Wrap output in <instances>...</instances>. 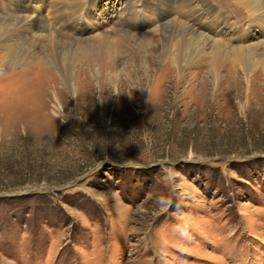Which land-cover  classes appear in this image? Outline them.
I'll return each instance as SVG.
<instances>
[{"label":"rangeland","instance_id":"obj_1","mask_svg":"<svg viewBox=\"0 0 264 264\" xmlns=\"http://www.w3.org/2000/svg\"><path fill=\"white\" fill-rule=\"evenodd\" d=\"M83 1L78 32L56 24L73 42L48 48L68 82L41 41L0 68V264H264V82L231 61L215 76L208 58L179 72L159 54L155 2ZM209 1L195 27L264 38L241 4ZM58 5L0 0V12L51 20ZM128 15L132 36L157 41H98Z\"/></svg>","mask_w":264,"mask_h":264},{"label":"bare ground","instance_id":"obj_2","mask_svg":"<svg viewBox=\"0 0 264 264\" xmlns=\"http://www.w3.org/2000/svg\"><path fill=\"white\" fill-rule=\"evenodd\" d=\"M58 1L59 5L57 8H55L54 13V17L57 16V20L54 17L52 18L53 20L44 18V16H42V8L40 9V13L38 15H26L23 13L17 15L11 13L7 15L0 12V51L6 50L7 52L6 55L2 57L3 62L1 61L2 63L0 64V68L2 71L12 67H19L30 61L33 56V51L31 48L39 47V45L36 44V41H41L46 50H49L48 48L51 49V46L55 45L56 43L71 44V42H73L72 38H70L72 35L69 37L64 33V31H58L56 29V24L60 25V23H62L65 26H63L65 29L73 32H78V29L76 28V26H73V24L77 23V20L79 21V19L82 17L81 10L85 8L86 2L83 0ZM150 1L155 2L157 4V7L156 10L152 8L149 9L153 11L155 16L158 14L160 20L164 19L159 31V33H161L160 39L162 38V43H159V45L161 46L159 54L163 59L165 58L166 61L171 60V62L174 63L179 72L182 70V67L189 68L194 65L202 64L204 60L208 58L212 65V71L215 76L219 74V70L220 68H222L223 63L225 64L226 61H231L235 66L237 65L239 67V71L241 70V72L246 77L245 80L247 79L248 82L251 79H261V82H264V38L258 37L256 40H246L243 43V36L241 37L240 34L237 35V33L235 36H232L231 39L237 38L238 41L239 39H241V42L233 43L231 42V40L226 39V37H212L206 31L200 29L199 27H195V24H191L190 20H193V18H196V16H201L202 14L207 15L209 13L211 8L213 7L212 3H210L209 0H179V2H181L182 4V7L177 4V0ZM235 1L247 9V12L250 16V20L248 22L251 24V26L256 25L258 22L264 21V0ZM193 2L196 3L193 4ZM176 7L179 9H177ZM179 13H182L181 15L184 14L185 16H187V19L183 16L180 17ZM213 13L214 17L221 18L218 9L214 10ZM135 16L136 15H128L126 21H122V24L127 28L123 26H113L109 30L105 29L103 32H101L103 35H100L98 41L102 42L103 44L114 43L112 45L115 46L117 44L121 45V43L123 42L130 43L131 37L140 38L144 42H154V40L157 39V36H155L154 34H150V32H138L139 34L136 32L137 34L135 33V35L132 36V31L128 27L132 26L131 21H134ZM36 32H38L39 34L45 32L46 35H41L43 38H39L40 36L36 37ZM216 34H219V31H216ZM110 35L115 36L111 37ZM16 41L19 42L16 44ZM45 41L48 44H45ZM77 42L79 41L77 40ZM64 48L61 49V51H63ZM54 52L55 51L50 52L49 50V58L51 57L52 62H54V67L58 69L65 82H68L70 77V66L65 62L63 64H60V57L57 56V52ZM39 61L45 66L49 63L47 58L40 59ZM13 71L16 70H12L11 72ZM259 76L261 78H259Z\"/></svg>","mask_w":264,"mask_h":264},{"label":"clouds","instance_id":"obj_3","mask_svg":"<svg viewBox=\"0 0 264 264\" xmlns=\"http://www.w3.org/2000/svg\"><path fill=\"white\" fill-rule=\"evenodd\" d=\"M132 95H129V97L131 98ZM172 201L171 200H161L160 201V205L163 209H167L168 207H170L172 205Z\"/></svg>","mask_w":264,"mask_h":264}]
</instances>
